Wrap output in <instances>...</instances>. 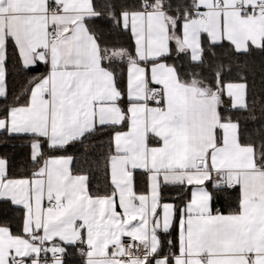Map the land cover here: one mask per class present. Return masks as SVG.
<instances>
[{
  "label": "snow or ice",
  "instance_id": "1",
  "mask_svg": "<svg viewBox=\"0 0 264 264\" xmlns=\"http://www.w3.org/2000/svg\"><path fill=\"white\" fill-rule=\"evenodd\" d=\"M224 42L264 52V0H0V132L30 149L19 173L0 156L18 212L0 264H67L69 247L83 264H264V91L226 79ZM70 147L102 150V186Z\"/></svg>",
  "mask_w": 264,
  "mask_h": 264
},
{
  "label": "trees",
  "instance_id": "2",
  "mask_svg": "<svg viewBox=\"0 0 264 264\" xmlns=\"http://www.w3.org/2000/svg\"><path fill=\"white\" fill-rule=\"evenodd\" d=\"M98 9H102L106 3L121 2V0H95ZM103 41L109 46H124L129 47L131 40L128 35L122 34L119 31L112 29H105L103 32ZM228 43L224 42L223 48H217V56L225 59L232 60V74L226 79H236L239 74H245L250 87L257 94L264 91V52L258 49L252 51L251 55L240 56L239 58L229 57L228 55ZM131 50V48H130ZM176 62L182 63V60H170L169 63ZM44 66H40L34 72L13 71L9 77L10 90L19 91L22 86L26 84L29 77L38 75L45 72ZM259 98V95L257 96ZM11 96L9 97V102ZM0 101V104H3ZM257 116L259 117V110H257ZM246 126L250 129L258 127V124H252L251 122H245ZM30 149L27 146V141L19 138H11L5 133H0V156L7 157L12 166L13 172L19 173L25 167ZM85 149L81 147H70L66 154L74 155L76 157L75 167L77 170L90 172L92 187L102 186V173L96 169L94 162H97L100 157L101 149L89 147L87 149V155ZM7 205V204H6ZM9 206V205H8ZM5 204L0 203V222H12L13 231L18 230V224L16 223L18 214L12 212L6 213L4 211ZM10 208H13L9 206ZM8 208V207H7ZM69 255L66 256L67 264H83V258L79 255V252L74 247L68 248Z\"/></svg>",
  "mask_w": 264,
  "mask_h": 264
},
{
  "label": "crops",
  "instance_id": "3",
  "mask_svg": "<svg viewBox=\"0 0 264 264\" xmlns=\"http://www.w3.org/2000/svg\"><path fill=\"white\" fill-rule=\"evenodd\" d=\"M0 133H2V132H0ZM3 157V156H2ZM5 209H4V211L6 212V213H9V212H12L13 214H18V212L16 211V209H14V208H10L8 205H6L5 204ZM8 207V208H7ZM50 254V253H49ZM65 259H66V257H65Z\"/></svg>",
  "mask_w": 264,
  "mask_h": 264
},
{
  "label": "built area",
  "instance_id": "4",
  "mask_svg": "<svg viewBox=\"0 0 264 264\" xmlns=\"http://www.w3.org/2000/svg\"><path fill=\"white\" fill-rule=\"evenodd\" d=\"M127 242V241H126ZM51 257V254H49V258Z\"/></svg>",
  "mask_w": 264,
  "mask_h": 264
}]
</instances>
